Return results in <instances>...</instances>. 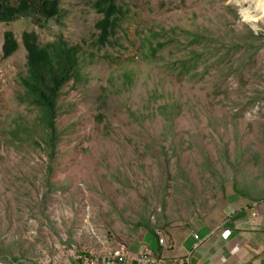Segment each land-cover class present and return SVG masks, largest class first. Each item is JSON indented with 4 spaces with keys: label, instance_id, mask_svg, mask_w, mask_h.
<instances>
[{
    "label": "rangeland",
    "instance_id": "rangeland-1",
    "mask_svg": "<svg viewBox=\"0 0 264 264\" xmlns=\"http://www.w3.org/2000/svg\"><path fill=\"white\" fill-rule=\"evenodd\" d=\"M123 1L131 12L105 47L97 43L100 15L90 0H62L54 24L41 26L33 16L0 24L2 140L17 122L35 118L22 100L27 51L21 45L4 58L5 31L20 43L24 31L35 30L42 43L79 45L83 74L59 97L62 137L51 163L34 147L0 148V264H62L75 251L101 252L147 236L142 224L155 230L188 222L193 229L194 218L225 204L264 199V48L246 51L245 41L228 48L249 29L264 36V11L248 0ZM247 7L252 21L243 17ZM162 29L213 40L199 67L204 76L179 68L184 35L152 57L150 43L161 39L153 33ZM230 66L239 72L226 76ZM174 102L168 121L159 106Z\"/></svg>",
    "mask_w": 264,
    "mask_h": 264
},
{
    "label": "trees",
    "instance_id": "trees-1",
    "mask_svg": "<svg viewBox=\"0 0 264 264\" xmlns=\"http://www.w3.org/2000/svg\"><path fill=\"white\" fill-rule=\"evenodd\" d=\"M62 0H0V24H11L22 20L24 17L33 16L34 22L43 26L52 24L55 19L62 16L60 7ZM91 11L100 18L95 23V28L99 31L98 43L102 46L110 41V37L116 34L121 25L123 17L130 12L129 3L123 0H90ZM54 24V23H53ZM152 30V29H151ZM165 30L163 32L153 33V37H160L158 40L150 43L149 53L156 57L157 53L169 45H172L178 36L184 35L185 40H178L179 50L186 49L185 55L180 56L181 62L179 68L184 73H191L193 77L204 76L199 70L203 61H206L212 55L213 40L204 34L194 33L185 29ZM150 32V31H149ZM150 37V34L148 35ZM239 42L228 46L229 50L236 51L241 49V41H245L244 48H254L258 50L264 48V36L254 34L251 29L248 30L247 37L237 36ZM3 57L10 58L22 45L27 51L26 72L20 76L21 85L24 88L22 100L29 108L35 111V118L32 122L24 120L16 123V126L9 129L10 138L2 140L0 134V148L4 145L10 147V143L18 149L24 147H34L47 157L50 163L58 155V146L61 143L62 132L57 128V119L60 111L58 103L63 88L68 83L77 82L82 76L81 61L79 57V46L73 45L63 38H57L53 41L41 42L39 34L35 30L24 31L21 36V43L18 41L12 30L4 32L3 37ZM175 53V50H172ZM229 52H226V56ZM158 58V56L156 57ZM238 67H242L239 64ZM239 72L235 67H229L226 76ZM123 85H131L132 76L126 71L122 74ZM122 84V83H121ZM110 87H119L112 79L107 81ZM106 89L104 88V91ZM106 96L103 93L99 100L104 101ZM105 102V101H104ZM178 103L165 104L159 106V110L166 109V119L171 121L175 111L177 112ZM180 109V106H179ZM11 141V142H10ZM52 164L48 166L47 182L52 186ZM148 234L156 235L155 230L146 224ZM6 259V255L0 253V260ZM14 258L13 261H17ZM12 262V261H11Z\"/></svg>",
    "mask_w": 264,
    "mask_h": 264
},
{
    "label": "crops",
    "instance_id": "crops-1",
    "mask_svg": "<svg viewBox=\"0 0 264 264\" xmlns=\"http://www.w3.org/2000/svg\"><path fill=\"white\" fill-rule=\"evenodd\" d=\"M193 221V229L188 222L155 228V236L121 245L131 255L156 256V264H183L188 256L190 264H264V199H238Z\"/></svg>",
    "mask_w": 264,
    "mask_h": 264
},
{
    "label": "built area",
    "instance_id": "built-area-1",
    "mask_svg": "<svg viewBox=\"0 0 264 264\" xmlns=\"http://www.w3.org/2000/svg\"><path fill=\"white\" fill-rule=\"evenodd\" d=\"M159 242L163 244L164 239L160 238ZM158 262L159 259L150 253L139 252L131 255L124 245H120L117 248H109L101 252L75 251L62 264H156ZM183 264H190L189 256Z\"/></svg>",
    "mask_w": 264,
    "mask_h": 264
},
{
    "label": "bare ground",
    "instance_id": "bare-ground-1",
    "mask_svg": "<svg viewBox=\"0 0 264 264\" xmlns=\"http://www.w3.org/2000/svg\"><path fill=\"white\" fill-rule=\"evenodd\" d=\"M242 1H247V0H242ZM248 1H250L252 5H254L253 7L254 11L256 10L264 11V0H248ZM242 14H243V17L246 19V21H252L253 11L250 9V7L243 8Z\"/></svg>",
    "mask_w": 264,
    "mask_h": 264
},
{
    "label": "clouds",
    "instance_id": "clouds-1",
    "mask_svg": "<svg viewBox=\"0 0 264 264\" xmlns=\"http://www.w3.org/2000/svg\"><path fill=\"white\" fill-rule=\"evenodd\" d=\"M125 17H123L122 18V20L124 19ZM121 23H122V21H121ZM120 27H121V25H120ZM120 27L118 28V29H120ZM118 29H117V31H118ZM97 30V29H96ZM117 31H116V33H117ZM97 32H98V35H99V31L97 30ZM98 35H97V43H98ZM116 35V34H115ZM114 35V36H115ZM114 36H111L110 37V41L106 44V45H104V46H102V45H100L99 43H98V45L100 46V47H105V46H107L108 44H110L111 43V40H112V38L114 37ZM4 40V39H3ZM3 45V44H2ZM73 45H75V44H73ZM77 46H79V45H77ZM79 49H80V47H79ZM80 57V56H79ZM81 76L83 75L82 74V71H81V73H79Z\"/></svg>",
    "mask_w": 264,
    "mask_h": 264
}]
</instances>
